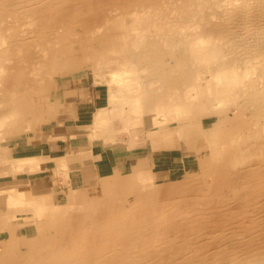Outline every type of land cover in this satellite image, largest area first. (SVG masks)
<instances>
[{"label": "bare ground", "instance_id": "1", "mask_svg": "<svg viewBox=\"0 0 264 264\" xmlns=\"http://www.w3.org/2000/svg\"><path fill=\"white\" fill-rule=\"evenodd\" d=\"M254 18L252 33L237 31ZM89 52L94 73L117 82L91 123L93 143L116 147L119 94L126 121L175 123L187 147L205 140L210 161L164 185L150 170H113L102 196L72 192L67 206L66 196L1 189L0 264H264V0H0V140L53 116L42 94ZM187 66L203 70L171 69ZM220 112L225 122L206 127L203 115ZM35 160L9 157L0 180L37 170Z\"/></svg>", "mask_w": 264, "mask_h": 264}, {"label": "rangeland", "instance_id": "2", "mask_svg": "<svg viewBox=\"0 0 264 264\" xmlns=\"http://www.w3.org/2000/svg\"><path fill=\"white\" fill-rule=\"evenodd\" d=\"M256 22L258 23L254 18V20L247 22V24L244 23L246 27H243L241 23H237V31L241 33L249 31L252 33V31H254L252 28L255 29L252 25H255ZM250 23L253 24L251 25ZM233 24L234 19L230 21L229 25L233 26ZM260 24L262 23L260 22ZM206 27L209 28L210 26L208 25ZM244 28H247L248 30H244ZM249 38H251V36H249ZM253 42L258 44V46L261 44H259V40H253ZM102 48H104V45L100 44L93 46L92 50L99 51ZM90 58V52L85 54L81 53L79 59H77L78 68L69 74L58 75L57 81L50 85L42 94L43 101L39 100V107H53L56 110L53 116L39 122H31L29 128H25L23 132L9 135L5 137L4 140H0V166L3 170H9L8 162L9 157L11 156L20 158L36 155L35 162H40V167L35 171H31V173L22 175L17 171L16 177L12 180H0V190L9 189V187L10 189L21 190L27 194L26 196L29 199L32 198L33 195L44 194H51L55 199L66 196V198L68 197L67 201L64 198L58 200V202L63 203L65 206L68 205L72 192H81L90 198L103 195L101 190L96 192L95 190H86V188L83 189L77 185H72L70 181V167L69 165L67 167L64 162L65 158H71L69 156L71 153L79 151L81 148L96 147L97 151L102 150L103 148L102 142L93 143L88 136L91 132L90 129L92 128L91 123L95 122L94 120L100 108H105L109 105L111 96L107 86L116 88L117 82L113 79V74L109 73L107 69L106 71L103 70L104 75H102V73H100L101 75H96L97 72L94 73L91 68L92 62L90 61ZM107 61L109 62V60H106L104 63ZM169 61L172 65L176 64V56L173 58L170 57ZM171 69L174 72H183L186 77H188L193 73L196 74V71L201 72L203 67L187 66L185 68L174 67ZM204 76H207V74ZM113 93L118 94L117 90ZM61 95L70 97L65 101L68 104H71V102H78V100L86 102L87 109L83 110L79 121H77L78 125L74 124L75 119H73L74 117L72 115L60 116L57 113L58 99ZM76 95L77 99L75 97ZM120 98L121 95L119 96L118 94V101L115 107L117 109V113L115 114L117 115L114 118L116 120H113V129H110L112 134L108 131L111 137V144L115 145V148H118L119 151L126 150L125 163H120L114 168V173H116L117 178L128 177L141 169L150 170L155 175V185H164L181 180L189 170L195 172L201 171V166H199L200 159L204 165H208L210 161V148L202 137L197 138L195 148H191L187 147L180 139L181 136L176 132L177 127L175 123L149 127L146 125L133 126L132 124L138 121V116L136 113H131L128 117V121H126L124 119V113L120 111ZM75 110L77 111V109ZM203 117L205 118L204 124L206 127L219 124L220 122L223 124L226 119L225 114L221 112L212 115H203ZM61 119L67 121L66 126H69L68 130L66 127H57L58 122H61ZM119 119L125 120L124 125L126 129ZM35 138H39L40 140H35ZM169 138L174 142L172 145L173 147H168V144L170 143ZM33 141L35 143H33ZM28 142L31 144V147L33 144H36V148L38 149L33 151L27 149V147H23ZM70 144H72V146H70ZM110 148L114 147H108L106 149ZM157 149L159 152L155 154L154 161L151 158L152 155L150 152L158 151ZM57 164L63 166L60 168V171H57L56 169ZM202 175L203 174L199 173V176ZM205 178L209 182H212L213 180V177L211 176H206ZM0 192H2V190ZM4 195H6V193H0V204L3 206L6 205V202L2 199L4 198ZM177 204L182 207L183 205L187 206L189 203L177 202ZM189 205H191V207L194 206L192 204ZM33 210V207L29 206L22 210H18V208L10 209L9 212L13 214H22L26 213V211L33 212ZM31 224L32 222L28 225L31 226Z\"/></svg>", "mask_w": 264, "mask_h": 264}, {"label": "crops", "instance_id": "3", "mask_svg": "<svg viewBox=\"0 0 264 264\" xmlns=\"http://www.w3.org/2000/svg\"><path fill=\"white\" fill-rule=\"evenodd\" d=\"M75 97L77 99V95ZM67 98H70V97H66L65 95L60 96V98L58 99L57 113L60 116L72 115L74 117L73 119H75L74 124L78 125L77 121H79L83 113V110L87 109L86 107L87 104L86 102L79 101V100L78 102H71V104H68L67 102H65L66 100H68ZM75 109H77V111ZM66 125H67V121L61 119V122H58L57 127H60V128L66 127V129L68 130L69 126H66ZM35 140H40V139L35 138ZM169 142L170 143L168 144V147H171L174 142H172L171 139L169 140ZM33 143L35 142L33 141ZM70 146H72V144H70ZM23 147H27V149H30V150L38 149L36 148L37 147L36 144H33L31 147V144H29V142L26 143L25 146ZM167 148H164V149H167ZM157 152H159V150L150 152V154L152 155L151 158L154 161H155V154H157ZM82 153H86L87 157L75 160L69 164L71 184L82 187L83 189L86 188V190H95L96 192H99V190H102L101 189L102 182L105 180L107 176L113 173L114 168L120 163H125V160H126V157H125L126 150L119 151L118 148H115V147L110 148V149L102 148V150H99V151L96 150V147H93V148L84 147V148H81L79 151H75L71 153L69 156L70 157L78 156V155H81ZM0 206L4 207L1 204ZM6 211L8 212L9 215L11 214L9 212L10 211L9 208H6ZM6 238H8L7 233L1 232L0 240L6 239Z\"/></svg>", "mask_w": 264, "mask_h": 264}]
</instances>
